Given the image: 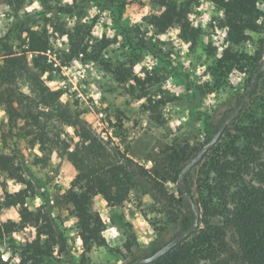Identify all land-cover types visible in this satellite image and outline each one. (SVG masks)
I'll list each match as a JSON object with an SVG mask.
<instances>
[{"label":"rangeland","instance_id":"obj_1","mask_svg":"<svg viewBox=\"0 0 264 264\" xmlns=\"http://www.w3.org/2000/svg\"><path fill=\"white\" fill-rule=\"evenodd\" d=\"M159 2L0 0V73L5 46L19 52L27 29L42 31L46 28L50 34L48 64L52 65V71L41 73L29 57L27 70L14 85L3 84L0 77V90L13 96L18 113L14 123L0 105L3 112L0 115V154L20 164L25 178L33 183L35 194L27 198L26 206L33 211L52 208L56 231L67 241L66 251L61 252L56 246L52 252L55 262L130 264L118 251L131 233L136 235L141 247H149L159 229L168 224L169 214L175 212L170 198L182 197L169 162L172 148L201 147L205 141V117L211 116L220 124L230 112H235L250 89L255 75L252 63L244 71L237 67L221 70L219 60L224 52L229 48L248 56L260 52L259 70L264 64V0H258L257 4L260 30L247 31L250 39L240 45L230 41L228 28L221 25L224 15H220L221 11L211 0H180L188 7L191 25L201 31L195 44L183 38L178 27L160 33L149 23V18L162 10ZM33 3H39L40 8L29 12L27 9ZM60 6L72 12L59 13L57 7ZM70 28L79 34L72 42H82L89 54L99 53L100 61L86 59L84 55L69 60L72 43L65 33ZM95 32L100 34L95 35ZM101 60L132 68L138 77L147 80V87L134 85L132 88V84L118 83L101 67ZM137 65L141 66L140 73L136 72ZM160 100L164 103L157 105ZM257 106L249 109L248 101L244 110L249 116ZM199 114L204 116L199 118ZM34 115L40 116V125L34 123ZM248 116H244L242 122ZM43 127L50 139L46 151L37 142L38 131ZM81 127L99 137L116 161L129 166L128 172L137 185L119 207H110L101 196L94 197L93 208L105 224L103 235L112 228L116 229V234L104 235L108 248L94 247L88 253L79 237L77 219L63 200L72 178L78 173L66 159L81 145L78 135ZM140 166L150 171L164 168L162 176L166 180L161 178L160 183L169 199L161 200L150 185L140 181L137 174ZM198 171L199 167L191 171L194 180L198 178ZM9 180L13 179L0 171V223L20 221V207H6L5 190L17 193L26 187L13 180L21 186L20 190L9 191ZM192 194L198 198L196 183ZM12 216L18 218L12 219ZM178 232L179 228H168L164 238L170 242ZM36 239L37 231L31 226L15 231L0 244V254L3 258L7 255V261L15 264L20 256L19 248ZM45 240L46 236H42L41 241Z\"/></svg>","mask_w":264,"mask_h":264},{"label":"trees","instance_id":"obj_2","mask_svg":"<svg viewBox=\"0 0 264 264\" xmlns=\"http://www.w3.org/2000/svg\"><path fill=\"white\" fill-rule=\"evenodd\" d=\"M211 2L217 10L223 12L221 25L228 28L230 41L234 44L240 45L250 39L247 31L260 30V25L257 24L260 17L258 0ZM159 3L162 10L153 14L149 23L160 33L178 27L182 37L192 40L195 44L201 31L191 25L187 5L180 0H160ZM57 9L62 14L72 12L66 7L60 6ZM26 33V39L19 52L4 47V64L0 73L3 84L14 85L27 70L25 65L29 57L32 58L33 66L41 73L52 71V65L48 64V53L51 50L49 31L46 28L42 31L27 29ZM65 34H68L72 43V55L69 60L84 55L86 59L100 61L99 53L89 54L82 42H72L79 36L73 28ZM260 59V52L255 56H248L229 48L219 60V67L229 71L232 67H237L244 71L246 66L252 63L255 74L260 68ZM100 63L118 83L132 84V88L134 85L147 87V80L138 77L132 68L104 60ZM44 91L42 90L43 94ZM42 99L46 101L44 97ZM150 103L152 104V100ZM163 103V100L156 102L157 105ZM0 105L5 107V111L15 123L18 113L13 96L6 90H0ZM252 105H258L257 110L248 116L244 108L225 130L218 144L192 168L194 170L199 167L198 178L194 180L192 170L184 176L183 184L191 200L181 188L182 197L170 198L175 212L169 214L168 226L159 229V234L151 245L141 247L134 233L128 235L124 246L118 252L128 259L130 264L153 255L165 246L169 242L164 238L168 228H179V232L170 240L188 230L195 221L196 210L200 215L198 230L184 243L151 264H264V73L257 80L249 100V109ZM231 114L230 112L220 124H216L211 116L205 117V141L198 149L172 148L169 162L171 170L175 173L174 181L178 182L179 174L185 165L213 138ZM202 116L204 114H199V118ZM244 116L248 117L242 122ZM32 119L36 126L40 125L39 115L32 116ZM78 135L82 139L81 145L70 152L66 159L68 165L78 173L72 178L71 187L64 194L63 200L77 219L79 237L85 252L88 253L94 247L108 248L103 235L104 221L93 208L94 197L101 196L110 207H119L129 199L137 185L133 181V175L128 172L129 166L116 161L91 130L81 127ZM37 142L41 149L46 151L50 139L45 127L38 131ZM0 171L26 187L17 193L5 190L6 207H20V221L0 223V244L5 243L6 237L13 232L31 226L37 231V239L19 248V264H62L55 262L52 252L56 246L60 247L61 252L66 251L67 241L61 232L56 231L52 208L33 211L26 206L27 198L35 194L34 185L25 178L22 166L16 165L12 157L0 154ZM137 171L140 181L150 185L156 196L161 200L169 199L163 184L160 183L161 178L166 180L162 176L164 168L150 171L140 166ZM195 183L198 198L192 194ZM42 236H46L44 242L41 241ZM84 257L83 255V263L86 262ZM0 264L11 263L4 260L0 254Z\"/></svg>","mask_w":264,"mask_h":264},{"label":"water","instance_id":"obj_3","mask_svg":"<svg viewBox=\"0 0 264 264\" xmlns=\"http://www.w3.org/2000/svg\"><path fill=\"white\" fill-rule=\"evenodd\" d=\"M264 72V64L261 67L260 70H258L255 75L252 78L251 81V85H250V89L245 97V99L243 100V102L241 103V105L235 110V112L224 122V124L220 127V129L217 131V133L213 136V138L207 142L200 150L199 152L196 154L195 157H193L186 165L185 167L182 169V171L179 174L178 177V184L180 186V188L183 190L184 194L186 195V197L190 199V196L183 184V178L184 176L190 172L192 170V168L199 163L202 158L214 147L218 144V142L220 141L221 137L223 136L225 130L229 127V125L235 121V119L240 115V113L243 111V109L245 108L246 104L248 103V101L251 99L252 94L254 92L255 86L257 84V80L259 78V76ZM193 207H195V205L193 204ZM196 212V217H195V221L193 222V224L191 225V227L186 230L181 232L177 237H175L173 240H171L170 242H168L165 246H163L160 250H158L156 253H154L153 255L147 257V258H143V259H139L134 261L132 264H151L154 263L155 261H157L158 259L162 258L163 256H165L166 254H168L169 252H171L173 249H175L177 246L181 245L182 243H184L186 240H188L199 228V220H200V215Z\"/></svg>","mask_w":264,"mask_h":264},{"label":"clouds","instance_id":"obj_4","mask_svg":"<svg viewBox=\"0 0 264 264\" xmlns=\"http://www.w3.org/2000/svg\"><path fill=\"white\" fill-rule=\"evenodd\" d=\"M67 2L68 3H71L72 2V0H67ZM204 7H209V5H204ZM40 8V5H39V3H33L32 4V6L31 7H29L27 10L29 11V12H31L33 9H39ZM220 15L222 16L223 15V12H221L220 13ZM208 17H205V19H207ZM259 22V21H258ZM177 31H179V29H177ZM95 35H99L100 33L99 32H95L94 33ZM161 39H166V37H164V36H161L160 37ZM65 40L67 39V37H65L64 38ZM140 65H137L136 66V72L137 73H140ZM24 91H27V89H24ZM141 103H143V101H141ZM0 115H3V112H0ZM72 129H69V131H71ZM8 184H9V191H19L20 190V185H18V184H15V181H13V180H9L8 181ZM13 185H15L14 187H13ZM145 199H148L147 197H145ZM40 203V201L39 200H37V204H39ZM12 219H17L18 217L17 216H12L11 217ZM113 234H116V229L115 228H112V229H110V231L109 232H106V233H104V235L105 236H111V235H113ZM141 239H143V237H141ZM78 243H80V241H78ZM145 243H147V241H145ZM7 258H8V256L7 255H5L4 256V259L5 260H7ZM15 264H19V259H17L16 260V262H15Z\"/></svg>","mask_w":264,"mask_h":264}]
</instances>
